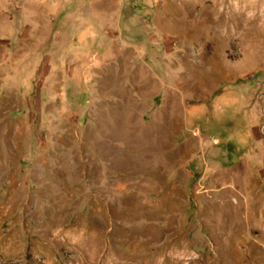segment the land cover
Masks as SVG:
<instances>
[{
    "label": "rangeland",
    "instance_id": "374dc122",
    "mask_svg": "<svg viewBox=\"0 0 264 264\" xmlns=\"http://www.w3.org/2000/svg\"><path fill=\"white\" fill-rule=\"evenodd\" d=\"M0 264H264V0H0Z\"/></svg>",
    "mask_w": 264,
    "mask_h": 264
}]
</instances>
